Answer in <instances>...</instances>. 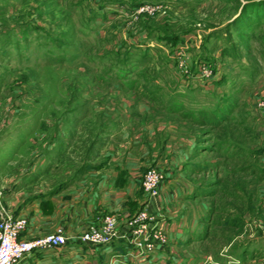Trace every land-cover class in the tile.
<instances>
[{
  "label": "rangeland",
  "instance_id": "rangeland-1",
  "mask_svg": "<svg viewBox=\"0 0 264 264\" xmlns=\"http://www.w3.org/2000/svg\"><path fill=\"white\" fill-rule=\"evenodd\" d=\"M257 2L0 0V184H10L14 198L58 192L106 163V154L118 157L131 143L118 137L134 125L124 127L129 115L160 130L177 127L206 164L188 173L206 211L186 243L136 257V248H149L144 233L143 246L134 244L139 224L127 225L138 211L110 214L109 244L84 245L78 233L23 264H264V220L254 218L264 152L251 154L264 148V16L251 12ZM137 102L151 107L137 112ZM133 131L150 153L144 169L157 167L151 153L164 133ZM107 215L82 231L102 229Z\"/></svg>",
  "mask_w": 264,
  "mask_h": 264
},
{
  "label": "crops",
  "instance_id": "crops-1",
  "mask_svg": "<svg viewBox=\"0 0 264 264\" xmlns=\"http://www.w3.org/2000/svg\"><path fill=\"white\" fill-rule=\"evenodd\" d=\"M150 107L143 102H137L135 105L136 111L140 113L147 112ZM173 112L180 114L181 110L176 109ZM122 117L124 121L125 115ZM125 121L124 127L134 125L130 129H122V134L118 137H128L131 143L124 144L118 157H113L115 152L106 154V157H109L106 163H97L80 179L64 189L53 193L45 192L43 196L27 200L26 197L19 199L18 195L14 198L12 187L7 182H4L7 183L5 185L0 184V218L6 214L25 218L27 224L19 234L25 239L62 226L72 240L85 226L102 218L104 213L112 214L119 219L147 208L148 211L158 213L163 220L171 246L186 243V240L182 242V239H185L184 236L187 234H195L200 227V212L206 211L203 200H197L200 198V193L195 190L198 189L199 183H189L195 182L194 178L189 177V170L192 168V172L196 171L197 165H203L202 168L205 170L204 165H206L205 162L199 163L195 158V155L201 154L196 152L198 149L195 140L191 136L182 134L173 125H166L164 130H160L161 128L159 129L154 122H149V125H145L142 121L135 123L130 115ZM150 124L152 127L149 129ZM135 127L138 129L142 127V130L148 131L154 138L156 135L162 136V133L165 135V141L159 142L157 154L151 153L154 156L152 161H156L155 165L164 173V180L160 186L159 195L148 200L143 196L140 182L144 165L150 160V153L145 149L146 144L141 143L142 139H134ZM105 134L109 137L113 133L107 131ZM153 142L155 143L153 145L148 142V149L152 146L156 147L157 143ZM256 156L258 157V154L254 153L253 157ZM259 162L264 164V159ZM119 170L126 173L125 184L121 188L116 186ZM257 189L260 201H256L259 202L256 204V211L259 208L261 210L260 214L254 215V218L258 217L256 221L261 222L260 220H264V179L260 185L258 184ZM44 199L48 201L45 205L41 204ZM49 209H51L50 213H44V210ZM122 250L118 249L122 256H125L126 253ZM136 260L133 262L135 263Z\"/></svg>",
  "mask_w": 264,
  "mask_h": 264
},
{
  "label": "built area",
  "instance_id": "built-area-1",
  "mask_svg": "<svg viewBox=\"0 0 264 264\" xmlns=\"http://www.w3.org/2000/svg\"><path fill=\"white\" fill-rule=\"evenodd\" d=\"M142 9V8H141ZM164 180V173L159 168L149 166L142 174L140 187L146 200L155 198L159 195L160 186ZM1 194V193H0ZM105 224L102 229L91 227L81 231L77 240L84 245L94 246L98 244H109L115 230V217L110 214L105 218ZM139 224L135 230L138 233V240L134 243L136 247H142V239L149 240L146 245L148 250H138L135 256L144 252L149 253L158 245L168 242L167 233L164 228V222L156 212L148 211L147 208L138 210L128 221L127 225ZM27 221L25 218L3 215L0 218V264H23V260L33 254H39L45 250L61 248L67 245L69 237L62 226L55 227L52 231L44 232L40 235L25 239L19 236ZM143 238L140 235L143 234ZM145 247V246H144ZM133 254V253H132ZM134 257V258H136ZM239 264L238 260L232 264Z\"/></svg>",
  "mask_w": 264,
  "mask_h": 264
},
{
  "label": "trees",
  "instance_id": "trees-1",
  "mask_svg": "<svg viewBox=\"0 0 264 264\" xmlns=\"http://www.w3.org/2000/svg\"><path fill=\"white\" fill-rule=\"evenodd\" d=\"M255 1H258L257 3L260 5V6H257L256 8L254 7L253 9H251V12L252 13H256V14H258L259 12H262V14L261 15H263L264 16V0H255ZM261 1H263V2H261ZM262 152H264V148H262V149H258L257 151H254L253 153L251 152V154H254V153H256V154H261ZM198 166V165H197ZM203 165H199V167H202ZM251 167V166H250ZM145 171V169L143 170V172ZM259 172H261V174H263L264 173V165H262L261 166V169L259 170ZM126 178V173L123 171V170H119V172H118V177H117V180H116V186H118V187H123L124 186V184H125V179ZM48 201L47 200H43L42 202H41V204H46ZM129 205H130V207H131V203H129ZM51 212V209H49V210H44V213H50ZM257 212L259 213V209L257 210Z\"/></svg>",
  "mask_w": 264,
  "mask_h": 264
}]
</instances>
